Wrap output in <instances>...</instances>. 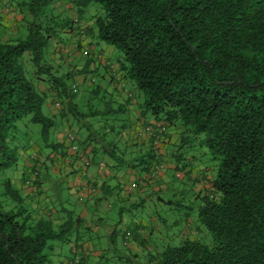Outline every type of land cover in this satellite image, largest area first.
Instances as JSON below:
<instances>
[{"label":"trees","instance_id":"16d2710c","mask_svg":"<svg viewBox=\"0 0 264 264\" xmlns=\"http://www.w3.org/2000/svg\"><path fill=\"white\" fill-rule=\"evenodd\" d=\"M60 1H20L15 7L23 35L3 40L0 31V172L16 162L12 134L22 118L39 126L41 146L59 147L48 142L54 121L42 115L44 95L36 85L44 80L58 98L68 97L63 77L53 76L43 61L48 42L59 40L73 24L55 13L53 4ZM68 2L77 18L92 3L103 10V17L94 14L95 40L121 53L119 73L143 95L139 117L148 114L157 124L145 128L153 143L160 142L166 128L179 121L184 133H179L176 149L198 141L217 161L214 174L203 168L202 174L189 177L180 156L170 152L176 172H184L183 178L193 188L197 186L193 191V200H199L195 216L184 213L186 229L177 231L176 244L159 236L163 229L157 218L145 224V236L135 225L125 239V254L118 256L122 264H264V0ZM23 53H29L34 69L29 76L19 62ZM108 111L117 113L110 109L103 113ZM69 113L75 122L83 120L84 129L92 126L85 124L87 117L100 115H81L72 105ZM84 142L91 145L92 139L86 137ZM69 144L67 150L75 156L79 152L76 138ZM105 144L103 153L111 170L130 167L145 173L160 163L151 148L134 155L133 164L128 165L122 156L125 152L117 155L115 146L109 149L111 143ZM38 172L33 164L25 180L31 193L27 198L8 179L4 182V195L12 205L8 210L0 205V264H50L44 250L53 241L75 247L69 264H85L87 256L76 247L90 240L83 241L80 230L94 225L99 232L105 231L110 243L113 232L102 219L86 220L74 210L56 207L54 221ZM83 188L95 192L94 187ZM104 189L98 202L112 197ZM88 209L94 215L96 208ZM131 242H138L141 250H132ZM100 257L88 264H98Z\"/></svg>","mask_w":264,"mask_h":264},{"label":"crops","instance_id":"0c3cea01","mask_svg":"<svg viewBox=\"0 0 264 264\" xmlns=\"http://www.w3.org/2000/svg\"><path fill=\"white\" fill-rule=\"evenodd\" d=\"M68 1L63 0L53 5L56 14L73 21L71 30L61 34L66 38L65 43L61 39L51 42L50 52L46 55V60L43 59L44 63L51 67V73L55 77L74 76V74L80 72L79 70L83 69L96 72L101 82H104L106 92L111 93V96L115 98L117 108L122 109V105H124V112L127 109L132 113L138 112L139 106H137L135 100L133 99L132 101L131 96L128 94L127 97L122 98V91L116 89L114 85L116 84L122 88L126 81H128L118 71L119 57H116L114 62V58H111L112 51L110 48L105 47L103 49L98 47L95 49L93 47L92 42L95 40L93 27L94 11H89V6H87L82 15L77 18ZM19 20L20 16L17 13L16 7H13L8 0H0V31L3 40L18 36L20 30ZM82 45L84 47L80 48ZM102 54H104V57L101 56L97 61L96 55ZM74 55H79V57L76 58ZM113 63L116 66L113 67ZM36 87L44 95L41 106L52 116V119H55V122L57 120L56 124L54 122L55 128L53 129V134L51 136L48 134V142L57 144L59 147L56 150H50L38 145L40 140L37 142V145L32 141L29 144L17 145L20 148H18V156L14 165L16 173L11 175V177L16 183V187H13L19 191L22 198H27L26 196L31 193L30 187L25 183V180L29 175L32 165H36L39 171L40 188L46 194V204L50 209V214L53 216L54 221L57 219L55 209L57 205H61L63 191L59 189V186L62 185L65 187L67 197L73 199V209L76 213L86 218L88 216L86 210L90 207H95L94 215L96 218L102 219L104 211L109 212L112 207H117L122 202H128L129 207H137L143 201L145 202L150 199L149 194L159 193L162 189H166L169 183L166 179L168 178L166 177L168 171L173 173L174 178L176 177L179 180L184 179L183 174L176 172L175 165L166 157L167 146H171L177 140L175 132L171 133V136L167 131L160 139V142L153 143L150 135L145 130L147 125L152 124L144 121L141 126L139 112L136 113L137 115H134V118L129 113L127 122L123 124V129L122 119H119L120 130H118L119 133L113 139V142L118 139L123 140L124 146L128 149L125 153L129 154L130 151V157L141 155L146 150L152 148L154 155L158 157L160 163L149 167V170L145 173H137L130 167L111 170L107 165L108 159L105 153H103L107 147L105 141L110 137L108 131L112 130H109L110 127L107 122L100 119L99 115H97L94 116L95 119L91 123L92 126L89 129H84L82 123L70 122L66 118L67 115L64 112L68 106L72 105L75 107L74 102L68 99L69 97L58 98L54 88L44 80L39 81ZM88 89H90V95L94 94V90L91 87ZM108 113L111 112L108 111ZM85 124L88 125L89 123L85 122ZM70 134L76 138L79 147V150L77 149L79 152L74 157L70 156L66 149V137ZM101 134H104L103 139L100 137L102 136ZM86 137L92 139L91 145H86L87 143L84 142ZM113 142L110 146L114 144ZM116 153L118 155L121 152L116 150ZM83 158L90 160V164L87 167L82 165ZM106 171H108L107 175L104 174ZM189 175V177H194V174L190 173ZM9 182L11 184L10 180ZM86 184L94 187L95 192L90 194L86 188H83L87 186ZM103 188H106L104 190H108L112 197H107V201L98 202L97 198L101 200V189ZM31 201L33 202L32 199ZM29 208L31 209V206ZM34 208L36 209V206ZM60 210L63 209L60 208ZM36 211L38 214L42 212L37 209ZM154 222L155 218L150 215L145 220H136L134 224L139 227L140 233L144 232L145 236L147 234L145 224H153ZM83 223H85V220ZM91 226L96 239H98L100 237L98 228L94 225ZM68 246L70 254H72L75 247H72V244ZM129 246L137 252L141 250L138 242H131ZM76 248L83 251L87 259L100 256V252L97 251L101 250L100 246L92 245L90 241L84 242L81 247ZM68 257L63 259L59 264H69Z\"/></svg>","mask_w":264,"mask_h":264},{"label":"rangeland","instance_id":"374dc122","mask_svg":"<svg viewBox=\"0 0 264 264\" xmlns=\"http://www.w3.org/2000/svg\"><path fill=\"white\" fill-rule=\"evenodd\" d=\"M9 3L14 7L18 2L23 0H8ZM89 11H94V14L96 17H103L104 12L101 9V7L97 4H90L89 5ZM19 30L18 36L20 37L22 34V31ZM60 39L65 43V37L60 35ZM93 47L97 49L98 47L105 48L108 47L112 51L111 58L121 57V53L112 48L111 46H108L104 44L103 42H99L97 40H93ZM50 44L51 42H48L47 47L44 49L43 57L46 60V55L50 52ZM84 45L80 46V48H83ZM94 49V50H95ZM76 58L79 57L74 55ZM104 57V54L102 55H96V60ZM112 61V60H111ZM19 62L23 65V69L25 73L29 76V74L34 71L33 66L30 62V55L29 53H23L22 56L19 58ZM100 62V61H99ZM116 66L115 63H113V67ZM80 72L78 74H74V76H68L63 77V84L66 87L67 95L70 98L71 102H74L75 104V110L77 113L87 116L90 112H96L100 115L98 116L103 121H106L107 124L112 127V130L108 132V135L110 136L107 140L108 143H112L113 139L117 137V134L119 133L118 130H120V123L119 119H122V125L124 122H127V117L129 116V113H131L132 117L134 118L135 114L138 112L132 113L129 112V109H127L125 112L122 111H116L117 109V103L113 96H111V93L106 92V88L104 85V82H101L99 79V76L96 72H92L88 69L79 70ZM26 76V77H28ZM116 89L119 91H122V98L127 97V94L131 96V100H135V103L137 106L140 105L143 99L142 93L137 90L134 86V84L130 81H126L125 85L120 88L116 84H114ZM94 90V94H89L90 89ZM132 94V95H131ZM134 97V98H133ZM71 106L69 105L67 110H65V114L67 115V119L70 120V122L74 121V118L71 117V113H69ZM115 110L117 113L111 114V113H103L106 110ZM140 110V107H139ZM40 111L42 115L45 117L48 116L49 118H52L51 115L46 111L43 106H41ZM102 113V114H101ZM105 114V115H104ZM137 115V114H136ZM98 118V119H99ZM93 117H87L84 121L87 123H92L94 120ZM97 119V120H98ZM140 124L142 126L143 122H150L153 125L155 124V121L153 118L148 115L144 114L139 117ZM55 122V119H53ZM57 122V120H56ZM55 122V124H56ZM78 124L83 123V120H78ZM52 127L49 130L50 136L53 134ZM39 126L36 124H32L28 122V117L22 118L18 120L15 123V130L12 134L13 136V144L12 147L15 148V158L17 159L18 156V148H20L17 145H22L24 143L29 144L31 141L35 142L37 145V142H39V136H38ZM172 136L171 133H174L177 135V143L179 139V133H184V128L180 125L179 121L174 122L172 125L166 128V132ZM26 134V135H25ZM66 149L69 148L70 144L68 142V139L66 137ZM114 144L112 146L116 147V150H118L121 153L126 152L128 149L124 146L123 140H117L113 142ZM177 143L175 141L174 144H172L170 147L167 148V159L174 165L175 162L172 160V157L169 154H173L174 156L178 155L180 156V163L185 164V170L190 171V173L193 175H199L201 173V169L205 168L206 171L208 169L210 170L211 174H214L215 172V166H216V160H212L210 154L201 146H199L198 141H194V143L190 144L187 147H183L179 150H177ZM25 145V144H24ZM38 145L41 146L40 143ZM109 147V149L113 147ZM69 155L73 156L74 151L73 150H67ZM171 152V153H170ZM131 154H122L124 156L125 161H127L128 165L133 164L132 159L135 158V156L130 157ZM74 157V156H73ZM16 163V162H15ZM15 165V164H14ZM12 166L8 169H4L0 172V205L4 210H8L12 205L11 200L8 198V196L4 195V182L9 179L11 181L12 187H16V183L11 177V175H14L16 173V167ZM208 168V169H207ZM138 168L134 169L135 172ZM183 174L184 172L181 171ZM166 178L168 183V186L166 189H162L159 193H153L149 194V198L147 201L143 202L140 206L137 207H129V203L122 202L117 207H112V209L107 212L104 211L102 218V224H104L109 232H113V241L112 243L109 242L108 236L106 235L105 231L100 229V237L96 239V235L93 233L92 227L90 228H82L80 230L81 236L83 241H89L92 245H98L100 246L101 250H97L100 252L101 257L98 264H122V257L119 259L118 256H123L124 253V244L125 239H129V233L131 234L134 232L135 224L134 222L140 219L145 220L148 216H153L155 219L160 220L161 222V237L167 236L170 241H172L174 244L175 242H178L177 231L183 230L184 227V213H188L189 216L193 218L195 216V212L197 210L199 200H193V191L197 190V186L194 185V188L192 185H190V182H187L185 179L179 180L178 178L173 177V173L171 171H168L166 173ZM172 177V178H171ZM13 187V188H14ZM59 189L63 191L62 193V199H61V205H57V208H62L65 210H71L73 211V205L74 201L70 197H67V193L65 191L64 185L59 186ZM60 192V191H59ZM61 193V192H60ZM157 197L161 200L158 201ZM35 201V199H33ZM169 201V203L167 202ZM171 202V203H170ZM75 211V210H74ZM89 213H92L93 210L88 209ZM85 218H91L95 220V215H90ZM92 221V220H91ZM90 221V222H91ZM186 229V228H185ZM193 233V231H188V233ZM187 233V234H188ZM189 233V234H190ZM193 235V234H192ZM158 236V237H159ZM124 237V238H123ZM170 237V238H169ZM200 237V235L198 236ZM202 239V236L200 237ZM153 239V237L151 238ZM206 243H208L207 238L204 240ZM51 245L50 247H46L44 252L47 255L50 264H59L63 259H65L67 256L71 257L69 246L65 244L64 242H49ZM160 244V243H158ZM166 245V243L164 242ZM172 244V245H174ZM135 251V250H134ZM97 257H93L92 259H87V262L85 260V264H88L90 261H97Z\"/></svg>","mask_w":264,"mask_h":264},{"label":"built area","instance_id":"2783aa9c","mask_svg":"<svg viewBox=\"0 0 264 264\" xmlns=\"http://www.w3.org/2000/svg\"><path fill=\"white\" fill-rule=\"evenodd\" d=\"M58 1H60V0H58ZM67 139H68V142H72L75 139V137L72 134H70L67 136ZM72 149H75V147H72ZM82 163H83L82 165L84 167H87L89 165V160L87 158H83ZM74 262H76V261H74Z\"/></svg>","mask_w":264,"mask_h":264}]
</instances>
